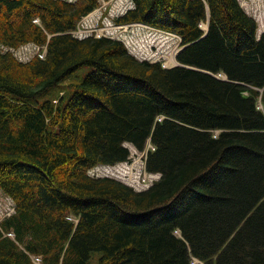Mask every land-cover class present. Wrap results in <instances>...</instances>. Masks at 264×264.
Segmentation results:
<instances>
[{"label":"trees","instance_id":"obj_1","mask_svg":"<svg viewBox=\"0 0 264 264\" xmlns=\"http://www.w3.org/2000/svg\"><path fill=\"white\" fill-rule=\"evenodd\" d=\"M133 2L114 22L178 35V65L73 35L99 0H0V264H264V32L239 0ZM128 144L158 180L89 174Z\"/></svg>","mask_w":264,"mask_h":264},{"label":"rangeland","instance_id":"obj_2","mask_svg":"<svg viewBox=\"0 0 264 264\" xmlns=\"http://www.w3.org/2000/svg\"><path fill=\"white\" fill-rule=\"evenodd\" d=\"M75 1V0H68ZM243 8L258 22V34L264 32V0H239ZM97 9L84 17L72 33L76 37L108 36L122 40L128 50L139 59L162 61L166 67L177 64L176 55L180 50L178 35L163 31L140 23L116 24L115 18L123 15L134 6L133 0H99ZM206 24L203 28L206 29ZM44 47L39 48L35 43H27L14 49L15 56L21 61H27L34 55H43ZM174 58L176 62H174ZM91 67L83 66L73 77L61 82L51 97H59L63 92L70 95L80 77L85 76ZM132 151V161L119 165H98L89 169L92 176H111L121 180L137 190L145 189L159 178V175L150 174L145 167V152L137 151L128 144ZM14 212L13 201L0 190V222L9 213Z\"/></svg>","mask_w":264,"mask_h":264},{"label":"built area","instance_id":"obj_3","mask_svg":"<svg viewBox=\"0 0 264 264\" xmlns=\"http://www.w3.org/2000/svg\"><path fill=\"white\" fill-rule=\"evenodd\" d=\"M145 25V24H144ZM148 26V25H147ZM124 27V26H123ZM40 48V47H39ZM44 55V54H43ZM42 55V56H43ZM32 258H33V261L35 262V263H40V259L38 258V257H35V256H32Z\"/></svg>","mask_w":264,"mask_h":264},{"label":"bare ground","instance_id":"obj_4","mask_svg":"<svg viewBox=\"0 0 264 264\" xmlns=\"http://www.w3.org/2000/svg\"><path fill=\"white\" fill-rule=\"evenodd\" d=\"M174 62H176L175 58H174Z\"/></svg>","mask_w":264,"mask_h":264},{"label":"water","instance_id":"obj_5","mask_svg":"<svg viewBox=\"0 0 264 264\" xmlns=\"http://www.w3.org/2000/svg\"><path fill=\"white\" fill-rule=\"evenodd\" d=\"M179 63L177 62V64L176 65H178Z\"/></svg>","mask_w":264,"mask_h":264}]
</instances>
